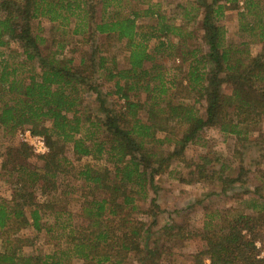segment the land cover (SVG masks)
<instances>
[{
    "label": "trees",
    "instance_id": "1",
    "mask_svg": "<svg viewBox=\"0 0 264 264\" xmlns=\"http://www.w3.org/2000/svg\"><path fill=\"white\" fill-rule=\"evenodd\" d=\"M151 1L0 0V127L12 135L30 129L49 147L41 167L29 162L27 144L7 148L0 176L12 194L5 198L0 189V264H128L133 255L139 264H159L162 247L144 241L151 224L139 215L156 223L152 209L143 207L147 200L156 204V179L165 173L184 183L215 182L220 189L209 196L236 195L239 202L221 208L211 201L195 231L186 228V219L165 226L170 242L201 240L192 264H207L206 258L209 264H264L258 247L264 239V167L252 178L243 165L230 174L226 163L217 168L208 155L198 160L185 154L201 142L205 128L245 144L264 124V0H198L201 46L189 49L186 38L194 31L184 34ZM229 8L239 10L238 32L249 40H228L221 20ZM143 17L153 23H139ZM40 18L65 30L73 25L81 42L98 37L108 44L68 54L65 41L49 44L35 31L33 21ZM253 41L262 45L255 55ZM112 42L124 44L126 63L107 53ZM166 57L185 68L167 67ZM102 78L113 89L103 92ZM90 97L100 114L89 113ZM69 146L78 158L101 161L77 172L86 189L77 213L47 199L59 190L60 177L72 172ZM150 190L155 197L149 198ZM29 227L50 237L52 252H23L34 244L21 234Z\"/></svg>",
    "mask_w": 264,
    "mask_h": 264
},
{
    "label": "rangeland",
    "instance_id": "2",
    "mask_svg": "<svg viewBox=\"0 0 264 264\" xmlns=\"http://www.w3.org/2000/svg\"><path fill=\"white\" fill-rule=\"evenodd\" d=\"M151 3H159L160 9L167 12V18L171 19L173 24L182 25L183 33L194 31V36H187L186 41L187 49L191 47L198 46L201 44V34L200 30V18L196 17L198 14V0H152ZM134 4V3H133ZM179 5V6H178ZM241 5V4H240ZM147 7L146 5H142ZM238 9L229 8L225 12L224 17L221 20L227 29V37L231 42H241L242 40H249V36L239 35V21H238ZM186 12H188V17H185ZM139 23L151 24L153 20L148 17H143L139 19ZM33 26L35 31L42 36H45L49 44H56L58 41H65L66 51L68 54H75L80 56L82 54H89L92 49H94L95 43H101V48L103 49L107 44L108 40L94 38V42L89 39L88 42H81L82 35H73L71 33L73 25L65 30L63 27L59 26L57 23H51L50 21L40 18L33 21ZM200 38V39H199ZM176 42L178 39H173ZM156 40H152L150 45H154ZM49 45L44 44L43 48H48ZM201 46V45H199ZM12 49L16 50V45H11ZM250 51L252 54H257L260 52L262 45L258 41H253L250 45ZM9 50V49H6ZM20 50V49H18ZM75 50V51H74ZM179 48L176 53H179ZM106 51V50H103ZM124 44L120 42H112L111 47H108L107 53L115 55L120 63L127 62V56L125 55ZM164 63L167 67H177L183 64L180 59L164 58ZM185 68V64H183ZM113 82L107 81L105 78L101 79V90L106 92L107 90L113 89ZM115 97L112 96L110 99L113 101ZM89 113L97 115L100 114L99 106L94 103L90 97V103L88 105ZM19 130L13 135L5 133L0 127V165L5 159V154L7 153V148L9 146H14L19 143H24L21 139V133L24 131ZM68 156L72 161V172L61 176L59 190L49 194L47 199L57 202L61 207L77 213L80 211V207L83 201L81 193L86 191L83 189V181L77 177V172L83 168L85 164H94L100 166L101 161H95L91 157L78 158L73 154L71 146L68 148ZM186 157L188 159H198L201 156L208 155L212 159L214 167H220L221 163H226L230 166L227 173H234L238 170V167L244 166L251 169L248 177H254L257 174L258 169L264 167V124L256 130L249 138L248 141L244 143H237L236 137L234 135H226L220 132L215 127H208L202 133V140L199 144H191L186 149ZM29 162L35 166L41 167L43 160L40 155L35 154L32 151V156ZM181 169L184 168L180 165ZM212 168V167H211ZM158 190L156 197V204L154 207L151 206V202L147 200L144 203V209L149 212L155 213L156 223H153V219L149 214H140L139 217L147 223L151 224V235L145 239L150 243L151 246L162 247V254L158 256L157 261L159 264H192L193 254L202 248V242L198 237H186L184 239H177L175 241H168V231L164 230L166 225H171V223H179L186 219L184 225L186 228L195 231L196 228L201 227L203 221V208L205 205H210L211 201L214 200V206H219L221 208L228 207L230 205H238V200H236V195L228 197L225 195L223 197L217 195L209 194L215 190L220 189V185H215V182L208 181H195L192 183H184L175 175H168L167 173L156 179ZM74 187L75 189L73 190ZM0 189L1 195L5 198H10L12 194V189L10 182L7 181L6 177L0 176ZM65 190H70L71 193L64 194ZM156 193L150 190V196L155 197ZM38 194V199L43 200L44 196ZM240 201V200H239ZM189 205V208L186 206ZM152 207V208H151ZM52 221V217L47 218ZM168 227V226H166ZM23 236H28L34 240V244L26 246L24 248L25 254L31 253H50L53 251V243L50 241V237L44 232H34L30 227L23 230L21 233ZM163 243L165 245H163ZM258 247L261 251V256H264V239L258 242ZM133 255L128 264H139L138 260ZM160 257V259H159ZM156 261V262H157ZM205 262L209 264V260L206 258Z\"/></svg>",
    "mask_w": 264,
    "mask_h": 264
},
{
    "label": "built area",
    "instance_id": "3",
    "mask_svg": "<svg viewBox=\"0 0 264 264\" xmlns=\"http://www.w3.org/2000/svg\"><path fill=\"white\" fill-rule=\"evenodd\" d=\"M21 139L37 155L42 156L49 152L45 138L42 135L33 133L30 129H25L21 133Z\"/></svg>",
    "mask_w": 264,
    "mask_h": 264
}]
</instances>
